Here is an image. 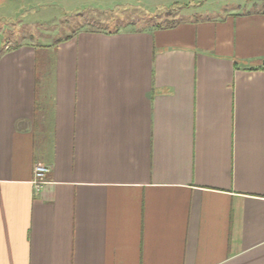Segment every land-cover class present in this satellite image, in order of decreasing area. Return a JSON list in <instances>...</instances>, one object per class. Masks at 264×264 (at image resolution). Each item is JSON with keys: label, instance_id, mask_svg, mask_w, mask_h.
Instances as JSON below:
<instances>
[{"label": "crops", "instance_id": "0c3cea01", "mask_svg": "<svg viewBox=\"0 0 264 264\" xmlns=\"http://www.w3.org/2000/svg\"><path fill=\"white\" fill-rule=\"evenodd\" d=\"M172 2L34 43L56 0H0V264H264V0Z\"/></svg>", "mask_w": 264, "mask_h": 264}, {"label": "rangeland", "instance_id": "374dc122", "mask_svg": "<svg viewBox=\"0 0 264 264\" xmlns=\"http://www.w3.org/2000/svg\"><path fill=\"white\" fill-rule=\"evenodd\" d=\"M167 1L168 0H77V3L81 5L80 7L82 9V11L81 9L78 10V12H82L81 19L78 17L79 15L75 14V10L72 11L66 6L62 7L63 4L60 3L63 2L62 0H56L59 7L56 10L51 9V13L53 15L50 22L46 25H41L43 22L38 20L35 23L33 31L35 37V39L33 38L35 40L34 43H42L37 41L40 37L38 34L42 33V36L50 34L55 37L73 32L76 28L80 27V25H85V27L95 29H115L117 26L135 28L142 27L147 24L168 26L176 23L175 21L170 23V21L174 20L178 14L187 15L189 9H192V7L195 8L194 3L190 7H185L173 5L174 3L179 2L167 4ZM113 2H120L121 4L106 10H102L98 6H107V4ZM138 3H143V5H147L149 8L139 5ZM92 5L95 7L92 8ZM196 10H198V7ZM66 12H69L68 17ZM66 19L68 20L65 21ZM15 25L17 27L24 28L22 25ZM0 37V51H5L9 45L12 49H15V46L19 45V43H24V37L15 35V33L10 32L9 30L3 33Z\"/></svg>", "mask_w": 264, "mask_h": 264}, {"label": "built area", "instance_id": "2783aa9c", "mask_svg": "<svg viewBox=\"0 0 264 264\" xmlns=\"http://www.w3.org/2000/svg\"><path fill=\"white\" fill-rule=\"evenodd\" d=\"M50 172V167L43 162H37L34 166V178L33 183L37 188H41L47 180V176Z\"/></svg>", "mask_w": 264, "mask_h": 264}, {"label": "trees", "instance_id": "16d2710c", "mask_svg": "<svg viewBox=\"0 0 264 264\" xmlns=\"http://www.w3.org/2000/svg\"><path fill=\"white\" fill-rule=\"evenodd\" d=\"M173 5H180V6H185V5H186V6H187L188 4H178V3H174ZM111 19H113V18H111ZM111 21H112V20H111ZM172 22H174V20H171V21H170V23H172ZM120 28H122V27H120V26L118 27V26H117L115 29H111V30H118V29H120Z\"/></svg>", "mask_w": 264, "mask_h": 264}, {"label": "water", "instance_id": "95a60500", "mask_svg": "<svg viewBox=\"0 0 264 264\" xmlns=\"http://www.w3.org/2000/svg\"><path fill=\"white\" fill-rule=\"evenodd\" d=\"M263 63H264V60H263Z\"/></svg>", "mask_w": 264, "mask_h": 264}]
</instances>
